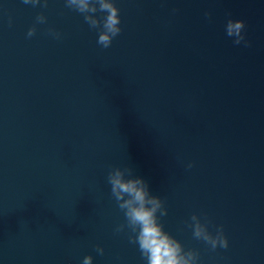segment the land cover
<instances>
[{"label":"water","instance_id":"obj_1","mask_svg":"<svg viewBox=\"0 0 264 264\" xmlns=\"http://www.w3.org/2000/svg\"><path fill=\"white\" fill-rule=\"evenodd\" d=\"M112 2L103 48L65 0H0V264H147L116 168L196 264H264V0ZM193 215L227 247L196 239Z\"/></svg>","mask_w":264,"mask_h":264},{"label":"clouds","instance_id":"obj_2","mask_svg":"<svg viewBox=\"0 0 264 264\" xmlns=\"http://www.w3.org/2000/svg\"><path fill=\"white\" fill-rule=\"evenodd\" d=\"M23 3H31L35 7L39 0H23ZM42 6L46 7V2ZM65 6L84 14L85 22L91 28L98 29L97 43L103 48L110 47L112 40L121 32V28L118 26L120 24L119 9L114 6L112 0H65ZM98 11L107 13V15L99 20L88 15ZM37 21L44 23L45 18L42 15L38 16ZM244 27L245 24L242 20L229 19L227 21L226 35L235 37L234 44L239 45L244 41L242 35ZM34 34L35 28L29 29L27 35L31 37ZM53 35L59 38L58 33H53ZM244 42L247 46V42ZM126 175L131 177V170L116 168L109 172L107 179L111 185L112 196L118 202L119 208L124 210L127 227L136 234L135 239L129 237V240L131 243L138 244L141 256L146 259L147 264H196L197 253L184 252L181 244L164 232L162 225L157 222L156 213L158 211L161 216L166 215L162 201L149 194L148 185L143 179H126ZM191 219L194 222L192 228L196 239L204 240L213 250L217 244L224 248L227 247V240L223 235L222 228H218L217 235L213 237L195 215ZM123 228L124 225H121L117 231H122ZM96 251L103 255V249L96 248ZM82 264H92V257L85 256Z\"/></svg>","mask_w":264,"mask_h":264}]
</instances>
